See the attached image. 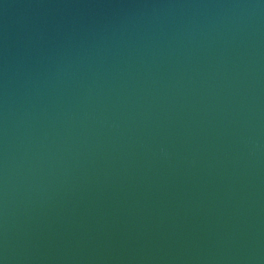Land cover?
<instances>
[{
  "label": "water",
  "instance_id": "95a60500",
  "mask_svg": "<svg viewBox=\"0 0 264 264\" xmlns=\"http://www.w3.org/2000/svg\"><path fill=\"white\" fill-rule=\"evenodd\" d=\"M0 264H264V0H0Z\"/></svg>",
  "mask_w": 264,
  "mask_h": 264
}]
</instances>
